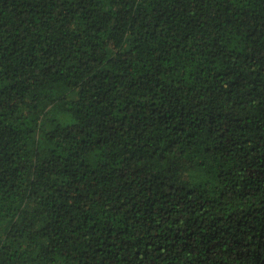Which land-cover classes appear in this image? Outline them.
Instances as JSON below:
<instances>
[{
  "label": "trees",
  "instance_id": "1",
  "mask_svg": "<svg viewBox=\"0 0 264 264\" xmlns=\"http://www.w3.org/2000/svg\"><path fill=\"white\" fill-rule=\"evenodd\" d=\"M0 264H264V0H0Z\"/></svg>",
  "mask_w": 264,
  "mask_h": 264
}]
</instances>
